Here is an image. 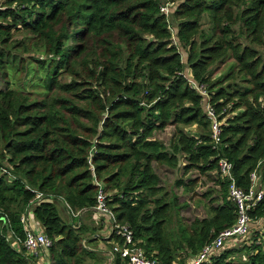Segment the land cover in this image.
Wrapping results in <instances>:
<instances>
[{"label":"trees","instance_id":"trees-1","mask_svg":"<svg viewBox=\"0 0 264 264\" xmlns=\"http://www.w3.org/2000/svg\"><path fill=\"white\" fill-rule=\"evenodd\" d=\"M169 1L175 6L168 18L160 12L163 0H6L0 8V74L6 80L17 32L45 57L36 70L46 72L41 98L8 81L0 90V264H39L20 245L27 212L51 241L41 264H98L103 253L92 248L102 224L84 222L92 220L94 179L104 185L116 224L129 226L159 264H183L234 224L220 159L244 191L254 171L264 187V0ZM227 58L234 66L211 79V68ZM191 83L205 88L221 122L217 145ZM168 127L174 131L165 144L154 135ZM153 164L217 172L219 197L204 205L207 217L179 218ZM195 183L176 186L190 193ZM57 203L71 212L68 223ZM249 216L264 221V198ZM253 241L246 264H264V231ZM241 251L227 249L204 264H234Z\"/></svg>","mask_w":264,"mask_h":264},{"label":"rangeland","instance_id":"rangeland-1","mask_svg":"<svg viewBox=\"0 0 264 264\" xmlns=\"http://www.w3.org/2000/svg\"><path fill=\"white\" fill-rule=\"evenodd\" d=\"M5 1L6 0H0V8ZM169 23L171 24V31L173 35L175 23L170 19ZM209 27L210 21L208 16L205 15L201 19V30L206 33L209 30ZM12 41L15 45L16 50L11 52V58L7 62L6 80L0 74V90L6 89V81H8L10 88L28 93L30 94L31 98L43 97L46 94V90L42 81L44 80L43 78L46 75V72L44 69H39L38 71L36 70V60H42L45 59V57L42 56L41 52L32 48L30 38L25 37L22 32L14 33ZM25 47H29L30 51L28 53L24 52ZM12 56L16 57L15 62L12 60ZM232 66H234V61L229 58L215 64L211 68V79H216L218 77L224 76ZM66 81H68V79H61V82ZM228 117H231V115H229ZM187 130H189L188 133L193 134L196 128L191 127L187 128ZM173 131V127H168L164 131L155 133L154 137L157 140L168 144L171 142ZM1 149L2 144L0 143V150ZM181 163L183 165L186 164V160L182 158ZM153 166L156 174L160 178V186L167 194V198L169 200L168 202H170L173 197L176 198V205L179 209V218L183 219L185 222H191L195 219L201 220L207 217V212L204 208V205L210 204L213 199H218L219 197V186L216 183L217 172L214 171L206 173L205 175H201L196 170L185 173L182 167L179 170H171L163 166H157L156 164H153ZM178 180H181L184 184L196 180L193 191L190 193H186L185 191H183V187L176 186V182ZM183 204H186L187 206L183 207ZM56 209L62 221L68 223L70 221L69 214L71 212L68 214L67 210H65L64 206L61 203L56 204ZM71 215L73 218L75 217L74 214ZM91 219L92 220L90 221V218L85 217L84 222L88 223L91 228H98V224L100 221L94 219L93 215L91 216ZM171 219L174 223L176 221V215H173V217L171 216ZM106 231H110V229H107L106 225L104 224L102 225V229H99L95 234V236H99V239L96 241V244L92 249H96L97 251H101L102 253L109 250L108 247L109 245L111 246V243H108V245L107 242L104 241V237L107 234ZM263 231L264 221H262V223L255 222L251 225L249 235L244 237L243 240L236 242L237 244L235 243V248L242 249V251L232 257V262L234 264L248 263V256L253 255L254 253L252 250L245 247L249 245L251 246L254 243L253 238L255 237V234L257 232L263 233ZM233 243L234 242H232V244ZM102 256L103 254H98V257L100 259V262L98 264H107L108 261L104 260ZM191 258L189 255L185 256L183 264H187ZM86 264H92V261L87 260Z\"/></svg>","mask_w":264,"mask_h":264},{"label":"built area","instance_id":"built-area-1","mask_svg":"<svg viewBox=\"0 0 264 264\" xmlns=\"http://www.w3.org/2000/svg\"><path fill=\"white\" fill-rule=\"evenodd\" d=\"M163 1L164 3L160 7V12L168 18L170 10L175 6V1ZM191 84L202 96V104L210 124L211 141L214 145H217L220 143L221 122L218 120V115L215 113L212 105L209 104V97L205 88L199 87L194 83ZM231 169L232 165L226 159L222 158L218 161V171L221 177L228 181L227 199L236 207L237 215L235 222L231 227L219 232L216 238L209 244H206L199 254L192 257L187 264L209 263L211 258L219 257L225 250L234 249L237 244L236 242L243 240L244 237L249 235L253 223H262L260 219L252 221L249 216V212L254 210L264 198V187L259 182L257 172L254 171L250 175L249 190L244 191L236 185ZM8 178L12 179L10 176ZM94 185L97 187V192L92 215L94 219L100 221V224H105L106 227L110 228L109 236L113 235L117 237V242H111L110 255L113 258L117 255V258L124 264H159L155 259L145 255L138 242L134 240V233L129 226L116 224L115 217L108 206L110 200L102 182L94 179ZM41 197L40 194H36L35 196L39 202L48 201L43 200ZM20 222L23 225L24 232L20 245L27 255L34 257L37 263L41 264L45 261L51 241L46 237L41 226L32 217L30 212L23 214ZM232 242L234 243L232 244ZM82 243L84 245V241ZM14 247H16V244H14Z\"/></svg>","mask_w":264,"mask_h":264},{"label":"crops","instance_id":"crops-1","mask_svg":"<svg viewBox=\"0 0 264 264\" xmlns=\"http://www.w3.org/2000/svg\"><path fill=\"white\" fill-rule=\"evenodd\" d=\"M107 229H110L108 226H107ZM106 235H105V237H104V240L106 239V240H108L111 236H109V231H106ZM95 237H97V236H95ZM110 243V242H109ZM84 244H85V242H84ZM109 247L111 248V246L109 245ZM110 248H109V250L107 251V252H103V258H104V260H107L108 261V263L107 264H115V261H116V259H117V255L113 258L111 255H110ZM100 252V251H99Z\"/></svg>","mask_w":264,"mask_h":264}]
</instances>
